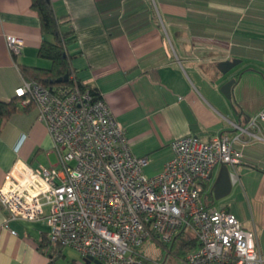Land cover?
Wrapping results in <instances>:
<instances>
[{
	"label": "crops",
	"instance_id": "1",
	"mask_svg": "<svg viewBox=\"0 0 264 264\" xmlns=\"http://www.w3.org/2000/svg\"><path fill=\"white\" fill-rule=\"evenodd\" d=\"M51 3L57 15L69 17L68 27L76 36L67 48L71 66L78 78L98 89L123 126L132 152L149 158L145 175L162 169L177 137L193 134L206 141L216 134L238 136L233 144L242 157L227 165L230 189L214 196L221 169L217 164L201 179V198L206 207L224 209L255 231L264 264V122L259 129L249 123L264 106V32L262 38L249 34L264 28V0ZM8 35L23 41L16 57L9 53ZM41 40L31 0H0V99L14 98L23 81L21 65L49 66L37 56ZM227 59L239 60L232 70L241 73L234 103L219 89L218 64ZM36 117L28 109L3 122L0 185L17 159L36 165L43 163L38 160L42 154L46 164L52 162L51 138ZM48 233L45 219L9 218L0 206V264H57L66 250L81 257L69 246H45ZM75 254L72 263L84 264Z\"/></svg>",
	"mask_w": 264,
	"mask_h": 264
},
{
	"label": "built area",
	"instance_id": "2",
	"mask_svg": "<svg viewBox=\"0 0 264 264\" xmlns=\"http://www.w3.org/2000/svg\"><path fill=\"white\" fill-rule=\"evenodd\" d=\"M6 42L13 57L20 54L21 38L8 35ZM262 56L264 64V46ZM14 94L20 105H36L56 161L16 160L0 185L7 217L45 219L51 243L101 264H144L140 247L147 239L167 249L183 229L199 241L186 253V264H263L255 231L201 198V179L215 165L239 163L242 153L233 144L238 136L177 137L170 143L172 157L147 176L142 169L149 158L132 152L102 96L76 83L49 91L24 80ZM261 122L264 108L249 121L258 129Z\"/></svg>",
	"mask_w": 264,
	"mask_h": 264
},
{
	"label": "trees",
	"instance_id": "3",
	"mask_svg": "<svg viewBox=\"0 0 264 264\" xmlns=\"http://www.w3.org/2000/svg\"><path fill=\"white\" fill-rule=\"evenodd\" d=\"M31 7L38 14L39 28L42 36L37 50V56L48 60L49 66L21 65L19 70L23 80L35 83L49 91L58 89L59 87H69L76 83L82 88H89L93 96L101 97L98 89L78 78L76 70L71 66V55L68 53L67 48L75 41L76 36L73 29L68 27L70 23L69 17L66 15H57L53 9L51 0H31ZM143 12H145L146 16H149V13L151 14L148 9H145ZM149 18L152 19L153 16L151 15ZM65 75L67 76L66 80H62L61 82L56 81ZM71 75L74 76V80L70 78ZM28 109H34L38 117L37 107L32 101H29L26 105H20L19 99L16 96L9 101L0 99V130L4 121L10 120L17 113ZM51 244L61 246L57 243H51L47 238L45 246ZM175 245L178 247L177 254L182 258L186 253L199 246L198 237L191 229H183L175 236L173 242L167 249H172ZM140 251L144 256L143 261L145 263L146 257L141 247Z\"/></svg>",
	"mask_w": 264,
	"mask_h": 264
},
{
	"label": "water",
	"instance_id": "4",
	"mask_svg": "<svg viewBox=\"0 0 264 264\" xmlns=\"http://www.w3.org/2000/svg\"><path fill=\"white\" fill-rule=\"evenodd\" d=\"M239 62L237 59H227L220 61L218 64V69L220 72L221 82L219 89L221 93L231 102H235V93L234 87L238 83L241 73L235 75L232 72L233 68ZM67 76L65 75L63 78H58L56 81L61 82L62 80H66ZM231 179L232 174L229 171L227 164L222 163L219 176L217 177L214 183V196L217 197L219 192H225L231 187ZM84 261L87 264H101L98 260L93 259L92 257H85Z\"/></svg>",
	"mask_w": 264,
	"mask_h": 264
},
{
	"label": "rangeland",
	"instance_id": "5",
	"mask_svg": "<svg viewBox=\"0 0 264 264\" xmlns=\"http://www.w3.org/2000/svg\"><path fill=\"white\" fill-rule=\"evenodd\" d=\"M263 32H264V28L258 27L257 31L251 32L249 34H251L252 36H256V37L261 36L260 38H262ZM46 61L48 62V60ZM263 69H264V64H263ZM49 159L52 162H55L56 161L55 153L51 152V154L49 155ZM38 160L45 164L47 162L45 155H42V154L38 156ZM141 249L144 252V255L146 257L144 264H186L184 261L185 255L181 258V256L177 254V250H178L177 245H175V247H173L172 249L168 250V249H164L163 247L147 239L141 246ZM66 251H68V253L65 254L64 257L57 259V264H73L72 263L73 261L71 259V256H72L71 254H75V253L72 252L71 250H66ZM75 256L78 259V261H82V263L87 264L84 261V258L82 256H81L82 258L78 257L77 254H75Z\"/></svg>",
	"mask_w": 264,
	"mask_h": 264
}]
</instances>
